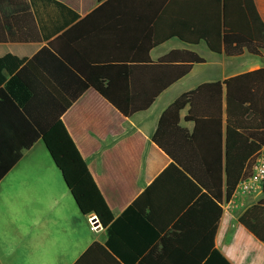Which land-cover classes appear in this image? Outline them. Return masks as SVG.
<instances>
[{"label": "crops", "instance_id": "0c3cea01", "mask_svg": "<svg viewBox=\"0 0 264 264\" xmlns=\"http://www.w3.org/2000/svg\"><path fill=\"white\" fill-rule=\"evenodd\" d=\"M56 1L69 9L40 2L29 13L0 15L6 19L0 22V58L12 55L24 60L16 70L3 71L0 148L16 151L35 135L29 127L31 117L42 125L47 116L59 115L61 107L75 99L62 120L114 216L120 217L156 184L147 197L154 209L146 211L160 226L161 234L151 238L149 249L132 264H207L213 253L203 252L211 240L230 264H264V242L240 222L250 207L264 199L263 187L247 194L239 187L224 203L218 230L212 236L217 211L214 206L210 210L205 207L206 191H198L178 175L161 177L172 159L153 140L162 115L183 94L264 68V52L254 56L244 48L240 56L218 54L199 38L217 35L226 13L235 31L246 38L253 7L264 23V0ZM151 34L165 37L164 42L152 50L147 45L140 49L137 41ZM178 50L196 52L206 62L196 64L186 77L164 90L146 111L126 117L95 88H87V81L113 61V81L122 86L135 83V91L132 86L125 91L120 87L121 96L131 98L153 91L151 84L161 80L156 74H139L131 81V77L119 75L123 66L143 65L147 52L157 62ZM211 65V70L202 67ZM163 76L165 81L169 75ZM202 101L199 110L204 116L217 114V95H203ZM190 108L181 112L180 125L192 132L196 124L186 120ZM215 122L202 125L200 144L217 145ZM44 148L47 150L40 139L31 149H22L21 159L0 182V219L41 227L40 238L48 241L38 264H78L93 244L105 246L107 231L91 228L90 216L81 212L70 190L63 191L56 164L46 165ZM187 214L181 228H175ZM54 223L58 237L52 230ZM2 257L0 264H5L2 261L8 258ZM81 264L124 263L109 253H92Z\"/></svg>", "mask_w": 264, "mask_h": 264}, {"label": "trees", "instance_id": "16d2710c", "mask_svg": "<svg viewBox=\"0 0 264 264\" xmlns=\"http://www.w3.org/2000/svg\"><path fill=\"white\" fill-rule=\"evenodd\" d=\"M0 0V15L15 12L29 13L37 3L54 4L68 10L65 5L56 0ZM6 19H1L4 22ZM224 25L219 26L217 35L205 34L199 38L205 40L211 51L228 56H240L246 48L254 56H262L264 52V23L253 7L251 28L246 38L235 31L226 13ZM239 34V35H237ZM164 38L140 37V49L145 45L152 48L162 44ZM182 40L187 37L180 35ZM147 54L146 63L139 67H125L119 75L131 81L141 74L155 75L156 80L151 86L153 91L144 92L131 98L119 94V88H131L135 91V83L119 85L113 80L115 75L110 69L114 62L105 63L100 74H94L92 80L87 81V88H95L106 100L116 107L124 116L131 117L136 113L146 111L157 97L167 88L186 77L196 64L206 62L205 58L190 50L173 51L157 62H153ZM137 54L134 59L138 60ZM24 60L12 55L0 58V86L6 81L4 70H16ZM167 76L164 81L163 75ZM213 93L218 96L217 114L204 116L199 108L203 104L202 97ZM75 102L68 101L60 109L59 115L47 116L41 125L33 117L30 119L35 135L13 151L10 147L0 148V182L21 159L22 149H31L37 140L43 139L54 163L62 172L68 189L72 193L78 207L85 216L97 215L100 223L107 231L108 240L105 246L93 244L86 254L78 261H82L92 253H109L124 264H132L135 257L146 252L151 246V238L161 234L158 223H155L147 208L152 211L154 203L147 201V197L155 189V183L133 202L124 213L116 218L102 195L80 149L76 145L70 132L62 120L63 114ZM191 106L186 120L195 122V129L191 132L182 128L181 112ZM218 124L217 145H202L199 143L201 127L204 123ZM215 122V123H216ZM154 142L172 159V164L161 177L178 175L184 181L195 185L200 191L207 193L205 207L210 210L214 206L217 219L213 225L212 236L218 230L219 221L223 216V205L235 195L241 183L250 180L255 175L258 158L264 152V68L233 76L224 82L203 84L197 89L180 96L162 115ZM2 142L0 141V144ZM264 192V185H263ZM162 195V194H161ZM199 201V203H201ZM198 206V203L195 205ZM181 208V207H180ZM187 214L175 228H181ZM240 222L248 228L258 239L264 242V199L250 207L240 218ZM181 230H185L182 228ZM212 240L203 252L213 253L207 264H230L228 260L214 248Z\"/></svg>", "mask_w": 264, "mask_h": 264}, {"label": "rangeland", "instance_id": "374dc122", "mask_svg": "<svg viewBox=\"0 0 264 264\" xmlns=\"http://www.w3.org/2000/svg\"><path fill=\"white\" fill-rule=\"evenodd\" d=\"M202 67L211 70L213 66ZM203 74L206 75L205 73ZM40 154L41 153H39V155ZM44 156L47 157L46 159L48 161L46 165H55L50 153L47 152L46 149L44 150ZM56 169L61 175L63 191L69 192L62 172L57 166ZM15 216L14 214V218ZM57 228L58 226L54 223L52 230L56 237L59 235ZM40 230L41 227L37 228L35 223H4V221L0 219V256L3 254V259L4 257L8 258L4 259L2 262L5 264H38L42 259V253L48 241V239H46L45 242L40 238Z\"/></svg>", "mask_w": 264, "mask_h": 264}, {"label": "built area", "instance_id": "2783aa9c", "mask_svg": "<svg viewBox=\"0 0 264 264\" xmlns=\"http://www.w3.org/2000/svg\"><path fill=\"white\" fill-rule=\"evenodd\" d=\"M264 185V152L258 158L257 164L255 166V175L250 180L240 184L241 193L247 194L257 188H262ZM91 228L94 231H99L102 229V224L96 215H91L89 218Z\"/></svg>", "mask_w": 264, "mask_h": 264}, {"label": "water", "instance_id": "95a60500", "mask_svg": "<svg viewBox=\"0 0 264 264\" xmlns=\"http://www.w3.org/2000/svg\"><path fill=\"white\" fill-rule=\"evenodd\" d=\"M95 215V214H94ZM97 216V215H96ZM102 227H103V225H102ZM104 228V227H103Z\"/></svg>", "mask_w": 264, "mask_h": 264}]
</instances>
